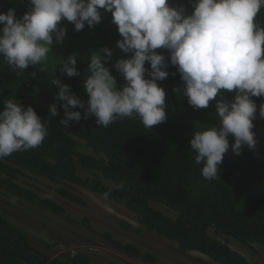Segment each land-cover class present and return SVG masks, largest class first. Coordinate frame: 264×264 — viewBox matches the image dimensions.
<instances>
[{"label": "trees", "instance_id": "trees-1", "mask_svg": "<svg viewBox=\"0 0 264 264\" xmlns=\"http://www.w3.org/2000/svg\"><path fill=\"white\" fill-rule=\"evenodd\" d=\"M173 3L187 5V0ZM29 7L28 0H0V13L14 8L20 17ZM101 13L100 24L93 28L86 25L80 32L63 21L61 26L67 29V35L61 44L54 40L42 64L19 70L0 57V109L4 99H16L25 107H33L48 127L40 146L0 158V199L6 203L4 210L0 201V264H98L83 249L74 247L81 244L103 245L139 262L157 264L158 256L151 250L123 242L115 232L95 231L88 218L73 222L61 201L84 205L74 187L126 209L136 216L139 232H150L173 243L178 255L194 252L213 264H264V120L253 121L256 147L250 150L244 146L240 155L229 149L212 180L202 177L203 165L195 162L190 140L195 131L218 123L215 108L210 102L207 109L193 110L181 93L183 83L174 67L170 66L168 78L159 82L166 92L167 120L154 128L144 127L136 116L117 118L107 127L98 126L95 117L71 121L69 126L60 123L64 112L61 102L54 99L58 88L51 80L56 78L69 85L87 106L89 97L82 82L87 76L90 53L111 49L113 55L105 66L118 87L125 83L113 67L118 59L127 58L116 47L121 37L111 14ZM254 22L264 27V7ZM73 54L81 75L69 78L59 68ZM232 95L227 93V99L231 100ZM253 99L258 106L264 102V98ZM53 103L59 113L56 117L49 114ZM73 111L84 114L83 109ZM229 142H233L231 137ZM31 178L50 183L53 192L36 190L27 182ZM26 216L53 222L45 227L46 223L31 221L32 228ZM65 224L82 228L87 239L81 235L84 241L71 243L74 236H61ZM119 226L125 231L133 228L123 221ZM35 229L47 238H66L63 242L75 249L54 257L50 243L45 241L44 248L43 242L31 235ZM227 238L239 243L242 249L237 252L241 254L227 246Z\"/></svg>", "mask_w": 264, "mask_h": 264}, {"label": "clouds", "instance_id": "clouds-1", "mask_svg": "<svg viewBox=\"0 0 264 264\" xmlns=\"http://www.w3.org/2000/svg\"><path fill=\"white\" fill-rule=\"evenodd\" d=\"M28 4L20 17L14 8L0 13V57L9 67L26 70L44 63L54 40L61 44L67 35L63 21L80 32L86 25L101 23V10L111 14L121 37L116 47L127 57L113 65L125 81L118 87L105 66L112 50L105 47L89 54L82 82L87 106L69 85L53 78L51 84L58 88L54 99L64 112L60 123L69 126L71 121L95 117L98 126L107 127L117 118L133 116L146 128L164 123L166 92L159 82L168 78L171 66L183 83L181 93L188 105L200 110L211 102L218 117L216 125L195 131L190 140L204 179L217 177L229 149L240 155L244 146L256 147L253 121L264 120V102L258 106L253 98H264V27L254 21L264 0H187V5L173 0H28ZM59 70L69 78L80 76L76 54L64 59ZM227 93L233 94L231 100ZM77 108L84 110L83 116L73 111ZM49 114H59L56 103L49 105ZM47 135V122L33 107L3 100L0 158L36 148Z\"/></svg>", "mask_w": 264, "mask_h": 264}, {"label": "rangeland", "instance_id": "rangeland-1", "mask_svg": "<svg viewBox=\"0 0 264 264\" xmlns=\"http://www.w3.org/2000/svg\"><path fill=\"white\" fill-rule=\"evenodd\" d=\"M27 182L32 185V187H34L36 190L41 191L43 193L48 194L53 192L52 190L54 186L44 180L31 178L28 179ZM74 188L77 190L78 194L84 199V205L78 206L75 204L61 201L63 204H65L66 211L71 216L73 222L79 223L83 218H88L95 231H98L99 233H104L107 231L115 232L116 237L121 239L123 242L134 243L142 250H151L158 256V259H156V261L158 260L157 264H213L206 257L194 252L188 253L186 255H178L179 252L173 243L161 239L150 232H139L140 227L138 226L136 216L127 211L126 209L118 205L111 204L103 198L85 189L79 187ZM0 201H3L4 205L2 207L5 210L6 203L2 199H0ZM26 217L28 219V221L25 220L27 225L32 228L33 225L30 224L31 221H39L40 223H46L45 227L48 226L47 223L53 222L52 220H47L45 218L39 219L37 217L32 216ZM121 221L128 223L133 228L130 231H125L119 226ZM63 227L64 229H62L61 231V236H64L66 238L74 236L70 239L74 241L71 243H76L75 241H84L81 235H84L85 239H87L85 231L82 228L81 230L79 226L73 224V226L66 227L65 224L61 228ZM30 233L36 241L40 239L43 242L42 246H44V248L47 242L50 243L53 247L51 253L54 255V257L59 256L64 252L74 250L75 248H81L94 263L145 264L124 255L122 252L113 251L103 245L96 246L81 244V246L75 245L74 248L68 246L66 242H63V240H65L66 238L54 239L53 237L50 238V236L47 238L41 233L39 229L31 230ZM211 234V232H208V235ZM87 235L90 234L87 233ZM45 241L47 242L45 243ZM226 241L229 242L227 246L231 250L237 252L242 249L241 246L237 245L239 243L234 239L227 238ZM240 252L237 253L241 254ZM247 261L249 262L248 259Z\"/></svg>", "mask_w": 264, "mask_h": 264}]
</instances>
